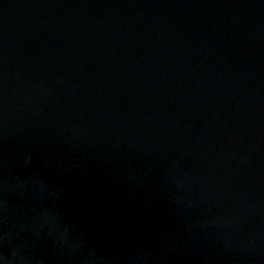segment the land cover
Returning <instances> with one entry per match:
<instances>
[{
    "label": "water",
    "instance_id": "95a60500",
    "mask_svg": "<svg viewBox=\"0 0 264 264\" xmlns=\"http://www.w3.org/2000/svg\"><path fill=\"white\" fill-rule=\"evenodd\" d=\"M0 264H264V0H0Z\"/></svg>",
    "mask_w": 264,
    "mask_h": 264
}]
</instances>
